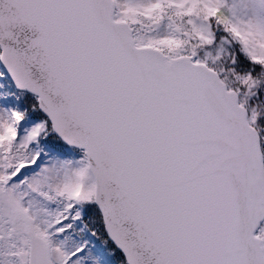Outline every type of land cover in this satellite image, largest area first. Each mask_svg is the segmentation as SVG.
Listing matches in <instances>:
<instances>
[{"label":"snow or ice","instance_id":"1","mask_svg":"<svg viewBox=\"0 0 264 264\" xmlns=\"http://www.w3.org/2000/svg\"><path fill=\"white\" fill-rule=\"evenodd\" d=\"M0 264H264V0H0Z\"/></svg>","mask_w":264,"mask_h":264}]
</instances>
